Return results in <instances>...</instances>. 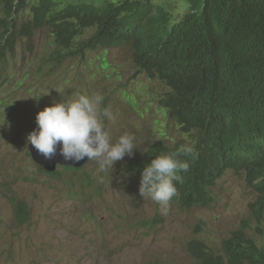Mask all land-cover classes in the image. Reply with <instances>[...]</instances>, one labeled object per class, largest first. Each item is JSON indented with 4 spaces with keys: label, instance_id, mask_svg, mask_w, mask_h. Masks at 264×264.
<instances>
[{
    "label": "rangeland",
    "instance_id": "obj_1",
    "mask_svg": "<svg viewBox=\"0 0 264 264\" xmlns=\"http://www.w3.org/2000/svg\"><path fill=\"white\" fill-rule=\"evenodd\" d=\"M155 2L170 12L172 22L189 8L185 0ZM89 34L87 30L76 41ZM55 49L48 30L42 29L35 32L32 49L20 40L13 55L0 58V122L6 116L0 126V264H196L186 247L192 239L218 251L222 238L249 217L248 203L256 192L245 174L227 171L212 188L209 206L184 209L170 201L162 214L158 204L140 196L141 174L127 164L158 141L193 144L194 136L182 134L158 103L167 87L135 73L126 45L88 52L86 58L72 52L61 61L52 58ZM84 93L103 97L101 109L113 117L104 120L112 140L128 133L138 147L111 171H98L92 160L85 164L77 174L90 180L89 190L69 172L41 173L27 153L26 140L38 111ZM40 94L38 101L33 98ZM65 184L79 195L67 193ZM13 198L29 206L28 223L16 222ZM248 232L264 248V222L256 227L251 221Z\"/></svg>",
    "mask_w": 264,
    "mask_h": 264
},
{
    "label": "trees",
    "instance_id": "obj_2",
    "mask_svg": "<svg viewBox=\"0 0 264 264\" xmlns=\"http://www.w3.org/2000/svg\"><path fill=\"white\" fill-rule=\"evenodd\" d=\"M98 2V1H97ZM189 8L176 23L155 0H0V58L14 54L18 41L32 49L35 32L46 29L53 57L131 49L139 73L170 87L161 101L186 131H198L190 153H180L186 171L177 174L182 208L207 205L210 191L226 170L244 172L256 190L250 204L264 220V0H185ZM25 12L29 15L23 18ZM87 30L91 33L78 41ZM151 145L128 167L141 173L160 152ZM165 149V147H162ZM26 204L15 203L17 222ZM242 226H248L245 223ZM205 245L189 244L199 264H264V250L243 229L222 242V254L208 256ZM151 264V263H149Z\"/></svg>",
    "mask_w": 264,
    "mask_h": 264
},
{
    "label": "clouds",
    "instance_id": "obj_3",
    "mask_svg": "<svg viewBox=\"0 0 264 264\" xmlns=\"http://www.w3.org/2000/svg\"><path fill=\"white\" fill-rule=\"evenodd\" d=\"M179 20L172 22V17H171L172 23H176ZM108 49L97 50V51H106ZM97 51H88V52H97ZM88 52H85V54L81 57L86 58ZM51 56L56 60H59L60 58V61L63 58L60 55L53 57V52L51 53ZM71 56H72L71 54L68 55V57ZM134 68H135V73L146 76L144 73H139L137 71L135 64H134ZM148 79L152 80L151 78ZM153 80H157V79H153ZM164 85L167 87V91L158 98V103L160 107L165 110L167 117L174 122V124L177 126V128L180 130L182 134L194 136L193 144L191 146H187L184 145L182 142H176L173 140H170L168 144H165L160 141L156 142L159 144V146H161L160 152L155 154V156L151 159L149 163H147L144 166L142 172L140 173L141 174V180L139 185L140 196L143 199H151L152 201H154L156 204L159 205L161 213L166 215L168 212L170 201L172 200L173 197L177 196L178 194L176 183L178 182L182 183V178L177 173L180 171H186L189 167L187 162L181 161L179 159L180 153H169V151H172L174 149H181L180 150L181 152L190 153L192 151L190 147H193L195 143L198 141V131L195 129L186 131L183 128H181V125L178 124L177 119L171 116L168 108L161 103V101H163L166 98L167 94L170 91V87L167 84ZM40 96L41 94L34 96L33 98H35L38 101ZM102 102H103V97L101 95L99 94L89 95L87 93H84L77 95L71 100H65V99H62L60 101L54 100L52 104L46 105L42 110L37 112L36 127L31 132L28 133L26 140L28 142L27 153L31 157L36 168L41 173L48 176H53L60 174V172L58 171L59 169L61 172L62 171L69 172L71 174L70 175L71 177L75 179H80V181H85L84 189L89 190L91 189L90 180L86 177H83V179L79 178V175L77 173L85 164L89 163L90 160L95 161L97 163L98 171H111L116 161L122 160L125 155L128 156L133 155L134 149L138 148L134 143L135 138L133 135L125 133L120 135L115 141L112 140L110 132L107 129L104 120L105 118H107L108 120H112L113 117L107 108L101 109ZM4 121L6 122V116L4 117ZM5 122H0V126H3ZM31 145L37 150L39 154L43 155L45 159H49V160H51L57 154V146L60 145L59 154L64 158V160H72V161H67L62 163L56 162L55 165L49 163H47V165L43 163H39L33 157L34 154L30 149ZM162 147H165V149H162ZM73 161H77V162L74 163ZM131 163H128L127 167ZM128 168L130 169V167ZM227 171H232V170H226L225 173ZM247 181L251 186L252 184H257L258 182V180H254L252 181V183H250L248 179ZM65 186L68 187L67 193H70L71 195H75V194L79 195L78 193L73 192L71 184H65ZM211 191H210L211 201L207 205L195 206L191 208L209 206L213 202V196L211 194ZM255 199L248 203L249 217L246 220L241 221L236 228L231 230L227 236L222 238V240L220 241V243H218L217 246L218 251H213L210 248V246L202 239H192L187 242V246H186L187 252L196 264L199 263L197 259H195L191 255L188 248L189 244L199 241L206 246L205 252L208 256L221 255L223 240L229 238L232 232L238 229H243L246 236L250 238L252 241H254V243L258 247H261L257 243V241L252 236L249 235L248 232V229L251 228V221H254L256 223V227H259L264 222L263 220L260 224L257 223L255 221V218L251 215L250 204L254 202ZM18 200L24 202L27 206L26 207L27 218L23 221V223L17 222V219L15 217L16 222L19 223L20 225H23L29 222L30 210H29V206L25 201H23L20 198H13L10 199V202L12 203L15 215L17 213L15 209V203ZM184 209H190V208H184ZM155 218H158V216H156ZM242 223H245L248 226H242L241 225ZM154 224L155 223H152L151 225ZM143 225L146 227L149 224L147 222H144ZM261 248L264 250L263 247ZM149 263L164 264L163 262L158 260L147 261L144 262L143 264H149Z\"/></svg>",
    "mask_w": 264,
    "mask_h": 264
},
{
    "label": "water",
    "instance_id": "obj_4",
    "mask_svg": "<svg viewBox=\"0 0 264 264\" xmlns=\"http://www.w3.org/2000/svg\"><path fill=\"white\" fill-rule=\"evenodd\" d=\"M30 147H31L30 149H31L32 153L34 154L33 155L34 159L37 162L43 163L45 165H47V163L52 164V165H55L56 162H61L62 163V162L72 161V160H64V158L59 154V147H60V145L57 146V154L51 160L45 159L43 157V155L39 154L37 152V150L32 145ZM73 162L76 163L77 161H73Z\"/></svg>",
    "mask_w": 264,
    "mask_h": 264
}]
</instances>
